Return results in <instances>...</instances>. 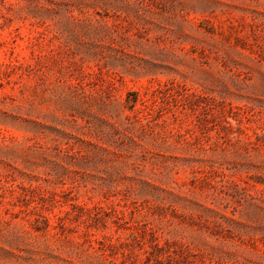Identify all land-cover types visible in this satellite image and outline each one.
<instances>
[{
    "label": "rangeland",
    "instance_id": "374dc122",
    "mask_svg": "<svg viewBox=\"0 0 264 264\" xmlns=\"http://www.w3.org/2000/svg\"><path fill=\"white\" fill-rule=\"evenodd\" d=\"M0 264H264V0H0Z\"/></svg>",
    "mask_w": 264,
    "mask_h": 264
}]
</instances>
